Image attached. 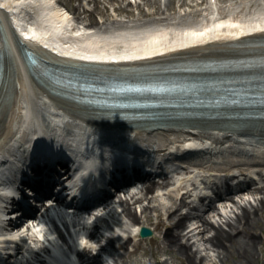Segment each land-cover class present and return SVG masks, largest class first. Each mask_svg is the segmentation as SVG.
<instances>
[{
    "label": "bare ground",
    "instance_id": "obj_1",
    "mask_svg": "<svg viewBox=\"0 0 264 264\" xmlns=\"http://www.w3.org/2000/svg\"><path fill=\"white\" fill-rule=\"evenodd\" d=\"M5 5H7V7H5ZM63 5L65 4L62 0H60V2L56 0H0V53L8 51L13 57L12 66L14 69L12 68L11 77L15 75L11 92H6L5 104L2 111V114H4L1 116L0 120V160L7 155H21L26 152V148L23 147L24 144L30 145L32 142H35H31L30 139H33L38 134L37 138L44 137L48 141L49 146H51V144L58 145L64 141L66 144L75 146L82 154H86L84 152L86 148L88 151L91 150L90 152L98 154L95 152L97 150L94 151L92 147L99 138H104L105 145L114 146L116 147V151H119L125 148H136L138 144L145 142L151 145L154 141L159 147H163L167 144L166 142L171 139V135L176 140L185 136V128L181 129L182 127H149L144 130H141V128L139 130L133 129V127L121 129L118 127L116 128L112 123L102 125V123L94 122V124L88 125L86 121L77 119V116L74 115L75 112L84 113L86 109L74 101H70L54 93V98H51L52 95L49 93L48 89L41 85L30 73L24 58L26 57V51L22 48L21 43L17 41L19 38L26 41L27 48L36 51L40 58H42L41 55H43L49 60L59 61V59L53 56H60V58H62L63 55H66V57L78 56V58L82 56L83 58H80L83 60H85L84 58H86V60L101 59L104 61L112 59L111 63H114L115 61L131 60L135 57H139L140 60H142L156 53H169L168 58L169 56L192 58L193 55L201 54L203 49L188 52L180 51L184 48L197 45L201 39H210L214 34H221V38L227 39L230 35L240 36L245 35L247 32L264 31V9L259 8H254L253 10H256L254 13L249 12V15L239 14L237 17L236 15L230 16L231 12L225 15L221 12L210 13V15L215 16L210 24L207 23V18H202L199 23L193 20L185 23V20L179 19L175 21L174 24H163L157 27L155 25V27L149 30H139V32L136 31L133 33L129 31V29H138L136 23L129 24L131 28H122L121 31L109 30L108 28L100 30L99 27H94L97 26L93 24L96 20L90 17L86 18V26H78V28L73 27L70 18L71 14ZM136 6L139 7L142 12L139 13L140 15L143 16L147 13L139 4ZM125 8L128 9L124 7L123 9L116 8L113 10L115 13H121L125 11ZM74 10L76 11L77 8ZM155 12L156 11H154V13ZM107 14L108 17L103 19V23L106 24L109 20L110 22H114L113 18L110 17L111 14L109 10ZM203 25H205L203 31H198L196 29ZM74 26L77 25L74 24ZM92 28L95 29L92 30ZM171 29L177 32L172 35ZM95 33L102 34L97 35L98 37L94 35L91 36V34ZM10 42L13 45L12 47L10 46ZM211 48L219 49L227 47L216 45ZM77 49H84L85 51L81 54ZM64 110H69L70 113H66ZM57 111H60L61 114L59 115ZM46 113L56 116L54 123H48ZM33 116H35V119ZM69 117H71V119ZM35 125L38 130L35 128ZM216 133L217 134L211 133V138L206 139V143L215 145L216 149H218L219 146L222 148L225 147L226 144H231V149L236 151L241 148L240 146L246 145V143H242L243 141L241 140L246 138V136H239L238 133L230 135L229 130L226 129ZM19 134L20 138L16 139V136H19ZM77 135L79 140L77 139ZM248 138L253 139V141L249 140V142H254L264 147V137L250 135ZM35 140L37 139L35 138ZM212 149L213 148H209L201 155L205 156L207 154H212ZM222 151L225 152L226 150H221L219 153ZM119 153H122V151ZM2 169L4 172L6 170L11 171L12 167H2ZM2 169L0 166V172H3ZM196 169V174H191L190 177L194 178L200 175L198 167ZM183 174L184 173H182V175ZM196 180L199 181V177H197ZM180 181L181 180H179L178 183ZM186 182L187 184L190 183L189 180ZM155 185V182H147L141 190L144 192L142 196L137 197L133 194L130 198H120L121 209L124 215L133 223H138L140 225L149 224L150 221L148 219H144L140 216L135 206H133L131 199L135 198V202H141L142 198H146L148 194L153 191ZM182 187V183H179V186L173 190V193L177 190H181ZM239 189H245L247 192L246 194H252L256 191V193L262 195L252 208L244 205L242 213L236 214V217L240 221L236 226L231 222L233 217H228V219L221 218L216 224L213 223L205 213L197 216L195 220L193 219L194 222L189 219V214L187 212L183 214L180 213L177 217L170 213L168 218L158 219L156 222L152 221L157 227L164 229L162 242L165 248L171 253H174V255H176V253L182 254L187 264H201L203 256L198 255L191 247V243L188 241L189 237H187L188 239L186 241L181 240L182 237L189 234L190 230L186 231L185 228V223L188 221L190 225L198 231L202 239L205 231L211 230L212 233L204 238L206 246L214 250L216 249L222 261L227 262L230 257H235L236 260H234L232 264H256L258 256L255 255V250L258 236L252 217H254L257 211H264V185L261 187L246 185ZM186 194L180 197L177 194H170L171 203L169 208H174V212L179 210L182 205L186 204V198L188 196ZM194 196H197V194ZM151 198H153V196H151ZM225 198H227L225 199L226 201H234V197L231 194H228ZM107 205H110L109 201ZM225 206L226 203L222 204V207ZM150 208V204H145L142 206L141 212L148 211ZM208 208L210 211L218 213L220 207L216 205V202H210ZM162 214L163 213L160 212V215ZM171 218H173V221L170 222ZM102 221L108 223L107 218ZM93 232H95V230L91 231V233ZM57 234L59 237L63 235L62 230L58 227ZM45 239L48 242L47 244L51 245L53 251L56 252L54 248L55 245L52 243L56 242V240L52 238L50 240L47 237H45ZM130 240L131 239L128 238L124 243L118 244L116 238L109 235L104 236L98 242L102 248H107L110 253H112V251L116 253V257L113 258L115 264H129L127 257L130 252L126 244L128 241L130 242ZM152 240L156 243L159 242L156 237H152ZM24 242L26 243V241ZM160 243L161 241L157 244ZM45 245H41L37 250H28L24 247L16 250L14 249L17 253L15 260L7 258L4 264H34V262L37 264H48L47 260L52 255ZM25 247H27V245ZM23 248L25 250H21ZM41 253H45L47 260L41 258L43 256ZM87 264H102V261L92 254L89 255ZM161 264L169 263L164 261Z\"/></svg>",
    "mask_w": 264,
    "mask_h": 264
},
{
    "label": "rangeland",
    "instance_id": "obj_2",
    "mask_svg": "<svg viewBox=\"0 0 264 264\" xmlns=\"http://www.w3.org/2000/svg\"><path fill=\"white\" fill-rule=\"evenodd\" d=\"M65 4L68 6H74L76 5V0H62ZM141 1V7L145 8L147 11L154 10L158 5H161L162 9L164 10V13L162 14L163 17L170 16L172 17L173 22L177 21L179 19L185 20V23L190 22V20L196 18L193 11L188 12L185 10L183 14V10L181 12H174V5L173 2H171L170 5H166L167 0H138ZM186 1V0H182ZM60 2V0H59ZM99 4L92 7V10H89L85 15L87 17H91L92 19H103L105 15H107V6L106 3L112 7L119 8L122 6H126L128 9L125 8L124 13L127 12L128 16H132L138 8L136 5L128 4V0H98ZM231 2H234V0H231ZM93 4V3H92ZM252 8H259L264 9V0H237L235 5H224L225 8L221 10V13L224 15L226 13H230V15H249L251 12V6ZM93 6V5H92ZM247 13V14H246ZM73 14V13H72ZM86 18V16H84ZM121 19L122 18L120 16ZM146 18H152V17H146ZM75 19V18H74ZM145 19V17H144ZM122 23V22H121ZM204 162H209L207 159H203ZM220 161H223L221 163V166H228L230 165L231 158L230 157H222L219 159ZM209 164V163H208ZM207 164V165H208ZM244 191V190H243ZM240 194L242 197H240ZM232 195H235V200L232 201H226L225 199L216 201L217 205H220L219 212L216 213L214 211H208L205 212V215L213 222L216 223L222 219H228V217H233L231 222L238 224L240 221L236 217V214H241L242 210L244 209V205L248 206L249 208H252L254 204L257 203L259 197L262 195L260 193L253 192L252 194H242L241 191H235L232 193ZM153 196L150 200L147 198H144L141 202H137L136 207L141 215L142 218L148 219L150 222H156L158 219L162 218H168L169 214H174L173 208H169L171 203V196H166V193H157L154 192L152 194H149V197ZM119 196H114V199H118ZM226 201V206L222 207V204H224ZM142 204H150L151 208L148 209V211L141 212L140 208ZM110 210H107L103 214L109 215ZM160 212L163 213L160 215ZM204 214V213H203ZM111 223H106L105 221L99 220V218H96V222L99 224V230H98V238H100L102 235H115L116 238H119V242H123L126 238L124 237L125 233H129L128 230L130 229V221L127 217H123L120 212L116 211V208H114L111 211V214L109 215ZM177 217V215H176ZM255 223L256 227V234L258 236V240L256 243V250L255 255L258 256V259L256 261V264H264V211H257V213L252 217ZM173 221V218L170 219V222ZM169 222V220H168ZM169 222V223H170ZM230 222V223H231ZM82 224H80L81 226ZM152 225V224H151ZM240 225V224H239ZM154 228V234L153 237H156L160 244H157L159 242H155L152 240V238H143L141 236H136L131 239L129 243H127V249L129 250L130 254L128 255V263L129 264H161L162 262H168L169 264H187L185 262L184 256L180 253H171L169 250L165 248L164 243L162 242L163 236H164V229H161L156 226V224L152 225ZM75 228L78 227L77 224L74 226ZM226 227V226H225ZM73 228V229H75ZM227 228V227H226ZM88 229V227H87ZM196 230H192V232L189 233V236H185L181 238L183 241H186L188 239L189 243H191V247L198 253V255L203 256V261L201 264H232L234 260H236L235 257H230L227 262L222 261L217 252L216 249H212L211 247L206 246L204 238L206 236H209L212 232L211 230L205 231L203 235V239L200 237L198 233L195 232ZM97 238V239H98ZM97 239H94V245L97 243ZM117 241V242H118ZM118 242V243H119ZM27 245L28 250L32 249L33 244L35 245V248H38L42 245L41 242H35L33 240L27 241L25 243ZM90 246V245H89ZM21 250H25V249ZM20 251V250H18ZM101 251V250H100ZM17 254V253H16ZM16 254L13 255L10 259L15 260ZM33 255V254H32ZM108 259L112 261V264L114 263V259L116 257V253L112 251V253H108ZM107 259V260H108ZM112 259V260H111ZM104 258V264H109Z\"/></svg>",
    "mask_w": 264,
    "mask_h": 264
},
{
    "label": "water",
    "instance_id": "obj_3",
    "mask_svg": "<svg viewBox=\"0 0 264 264\" xmlns=\"http://www.w3.org/2000/svg\"><path fill=\"white\" fill-rule=\"evenodd\" d=\"M151 233H152L151 229H149L147 227H143V229H142V235L143 236L151 234Z\"/></svg>",
    "mask_w": 264,
    "mask_h": 264
},
{
    "label": "snow or ice",
    "instance_id": "obj_4",
    "mask_svg": "<svg viewBox=\"0 0 264 264\" xmlns=\"http://www.w3.org/2000/svg\"><path fill=\"white\" fill-rule=\"evenodd\" d=\"M5 7H7V5H5Z\"/></svg>",
    "mask_w": 264,
    "mask_h": 264
}]
</instances>
